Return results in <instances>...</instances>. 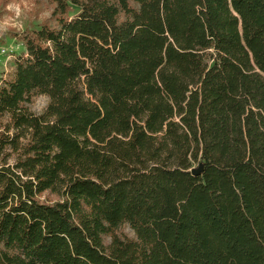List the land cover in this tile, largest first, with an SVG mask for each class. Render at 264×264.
Wrapping results in <instances>:
<instances>
[{"label": "trees", "instance_id": "16d2710c", "mask_svg": "<svg viewBox=\"0 0 264 264\" xmlns=\"http://www.w3.org/2000/svg\"><path fill=\"white\" fill-rule=\"evenodd\" d=\"M47 1L0 79V264H264V0Z\"/></svg>", "mask_w": 264, "mask_h": 264}, {"label": "rangeland", "instance_id": "374dc122", "mask_svg": "<svg viewBox=\"0 0 264 264\" xmlns=\"http://www.w3.org/2000/svg\"><path fill=\"white\" fill-rule=\"evenodd\" d=\"M52 8L47 0H0V79H6L14 72L16 59L25 53L20 36L27 31L39 30L44 23L52 22ZM48 101L46 97L36 98L31 106L32 111L43 113ZM194 168L199 167L195 165ZM40 200L55 203L60 199L47 192ZM123 232L130 238L134 236L127 226Z\"/></svg>", "mask_w": 264, "mask_h": 264}, {"label": "water", "instance_id": "95a60500", "mask_svg": "<svg viewBox=\"0 0 264 264\" xmlns=\"http://www.w3.org/2000/svg\"><path fill=\"white\" fill-rule=\"evenodd\" d=\"M203 169H204L203 165L199 166V168H197V169H193L194 175L200 176L203 172Z\"/></svg>", "mask_w": 264, "mask_h": 264}]
</instances>
